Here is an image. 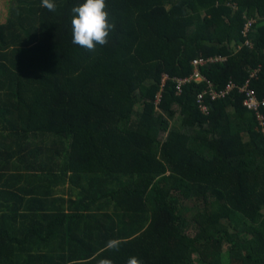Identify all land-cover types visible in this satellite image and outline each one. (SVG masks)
I'll list each match as a JSON object with an SVG mask.
<instances>
[{
    "label": "trees",
    "instance_id": "16d2710c",
    "mask_svg": "<svg viewBox=\"0 0 264 264\" xmlns=\"http://www.w3.org/2000/svg\"><path fill=\"white\" fill-rule=\"evenodd\" d=\"M1 1L0 264H264V133L239 92L264 99V0H105L95 52L72 43L84 0ZM216 57L202 74L236 89L205 114L206 83L172 79Z\"/></svg>",
    "mask_w": 264,
    "mask_h": 264
},
{
    "label": "clouds",
    "instance_id": "9594fccd",
    "mask_svg": "<svg viewBox=\"0 0 264 264\" xmlns=\"http://www.w3.org/2000/svg\"><path fill=\"white\" fill-rule=\"evenodd\" d=\"M41 7L50 12L56 11L53 0H41ZM105 0H84L83 3L72 7V43L90 52H95L97 45L104 46L114 30V23L110 22L109 12L106 10ZM108 247L119 250V243L110 241ZM102 264H112L111 261H102ZM127 264H142L137 257H130Z\"/></svg>",
    "mask_w": 264,
    "mask_h": 264
},
{
    "label": "built area",
    "instance_id": "2783aa9c",
    "mask_svg": "<svg viewBox=\"0 0 264 264\" xmlns=\"http://www.w3.org/2000/svg\"><path fill=\"white\" fill-rule=\"evenodd\" d=\"M253 24V21H249L246 28L245 33L248 32L249 28ZM247 45H249V42H246ZM224 58H198L192 61L193 66V72L191 75L187 77H175L172 79V81L175 84V89L178 94L182 92L183 87L191 82L206 83V89L203 93H200L198 95L197 103L202 113H209V105L208 101H215L217 99L225 98L227 97L231 92H233L236 89V86L233 82H230L226 85V87L222 90H216L214 87V84L208 80L201 72V68L204 66L209 65L210 63L218 62V61H224ZM257 71L251 74V78L255 75ZM170 77L168 75H164L162 78V85L164 86L166 81L169 80ZM250 81L248 80L246 84L239 88V92L245 95V98L243 100V105L254 112H256L258 117L259 126L262 128V133H264V114L260 112L262 108H264V99L260 100L257 98L253 90L249 88ZM160 98V96H159ZM160 100V99H159Z\"/></svg>",
    "mask_w": 264,
    "mask_h": 264
},
{
    "label": "rangeland",
    "instance_id": "374dc122",
    "mask_svg": "<svg viewBox=\"0 0 264 264\" xmlns=\"http://www.w3.org/2000/svg\"><path fill=\"white\" fill-rule=\"evenodd\" d=\"M5 3H3L2 1L0 2V16H2V14L4 13V7H5ZM174 125H178V116L176 117L175 121L173 122Z\"/></svg>",
    "mask_w": 264,
    "mask_h": 264
},
{
    "label": "crops",
    "instance_id": "0c3cea01",
    "mask_svg": "<svg viewBox=\"0 0 264 264\" xmlns=\"http://www.w3.org/2000/svg\"><path fill=\"white\" fill-rule=\"evenodd\" d=\"M57 206H58L57 203H52V202H51V204H50L51 209L57 208ZM29 213H30V212H29Z\"/></svg>",
    "mask_w": 264,
    "mask_h": 264
}]
</instances>
